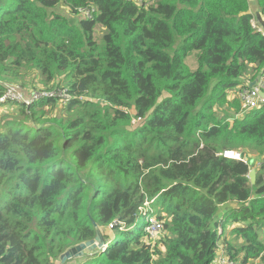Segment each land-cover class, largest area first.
<instances>
[{"label": "trees", "instance_id": "trees-1", "mask_svg": "<svg viewBox=\"0 0 264 264\" xmlns=\"http://www.w3.org/2000/svg\"><path fill=\"white\" fill-rule=\"evenodd\" d=\"M256 3L257 16L248 0H0V99L10 85L43 92L25 88L34 70L70 115L46 120L55 100L0 103L19 117L0 120V264H56L97 236L103 250L66 264H213L229 223L240 264H264V164L251 185L248 164L217 156L264 153V105L232 123L214 114L264 71Z\"/></svg>", "mask_w": 264, "mask_h": 264}, {"label": "built area", "instance_id": "built-area-1", "mask_svg": "<svg viewBox=\"0 0 264 264\" xmlns=\"http://www.w3.org/2000/svg\"><path fill=\"white\" fill-rule=\"evenodd\" d=\"M127 2H133L137 6H141L146 4V0H124ZM95 9L93 7L89 8H82L78 10L79 16L86 20H91ZM263 28L257 21L252 20V28L259 34L264 35V17H263ZM258 24V25H257ZM254 74V75H253ZM12 88V90H11ZM229 96L234 94L236 100L241 105L239 107V112L235 113L231 118L227 119L229 123H232L234 120H240L245 115L259 109L262 105H264L263 98L260 97V94L264 95V71L263 69L259 70L258 72L252 73L250 76H247L246 81L240 85H237L231 92L228 93ZM52 95L59 96L58 98H53ZM43 97V98H41ZM5 100L15 101L18 103H22L26 106L33 104V100L41 101V100H55L56 102L60 103L59 107H64L67 102L69 101V96L67 95L66 91L60 92H33L27 96L23 95L21 89L18 86L10 85L7 87V92L3 98L0 99V103ZM32 102V103H31ZM218 157H222L227 160L233 161H243L245 162L244 157L240 152L234 151H224L217 155ZM246 163V162H245ZM247 164V163H246ZM147 226L145 231L147 230V234L150 236L151 240H154L158 234H162L161 223L156 221L153 215L148 217ZM161 237V236H160ZM220 246V245H219ZM217 249V254L215 256V264H240L236 260H232L226 254L224 249L221 247Z\"/></svg>", "mask_w": 264, "mask_h": 264}, {"label": "rangeland", "instance_id": "rangeland-1", "mask_svg": "<svg viewBox=\"0 0 264 264\" xmlns=\"http://www.w3.org/2000/svg\"><path fill=\"white\" fill-rule=\"evenodd\" d=\"M146 1H148V0H146ZM250 6L251 7L255 6L254 0H250ZM55 10L57 12L61 13V14L68 13L67 10L64 7H61L60 5L57 6L55 8ZM252 15L255 16V12H253ZM95 38L100 43L101 31L98 28H96V31H95ZM187 64L190 65V67L192 69H195V65L196 64H195V62L193 60L188 59ZM253 73H255V72H253ZM250 75L251 74H248L247 76H250ZM247 76L242 79L243 83L246 81ZM24 81H25V84H26V87L25 86L24 87L27 90H30V91L31 90L45 91L47 89L46 87L42 86L41 81H39L38 74L34 70L30 72L29 76L25 77ZM11 83H13V82H11ZM6 84H9V83H6ZM16 84H18V83H16ZM19 85H20V83H19ZM11 90H12V88H11ZM52 96H53V98H58L59 97V96H55V95H52ZM225 96H226V100L222 101V104H217L214 107V114L216 115L217 118H223L224 116H226V117L229 116L227 118V119H229L233 115H235V113L239 112V107L241 108V105L239 106V104H238V108H237L238 111H236L235 104L232 105V104L228 103V102H235L236 100H238V99H236L234 94H231L229 96V94L226 93ZM41 98H43V97H41ZM32 102L36 103L38 101L33 100ZM56 105H57V107H56ZM59 105H60V103H58V101H57V103H56V101H54L51 104L46 105L43 108V115H45L44 118L46 120H52V119L67 120L70 117V115H68L64 111V107H59ZM5 107H7V106H4V108H2V111H0V120L1 121H7V120H10V119H19L18 114L14 112L15 108L10 110V109L5 108ZM240 153L244 157L245 162L249 165V171L250 170H255L256 171L259 168L260 165L264 164V153L263 152L262 153H257V152H251V151L244 150V151H242ZM228 206H229V204L226 205L225 207H228ZM230 208H232L231 205L229 206V208H227V210L230 209ZM223 209H221V211ZM149 210H150L149 206L145 205L140 210V214H144V213L148 212ZM154 215L155 214H153V216ZM142 224H144V218H140V225H142ZM221 231H224L229 236V234H231V224L229 223V224H226L224 227H222V229L218 231V234H220ZM146 232H147V230H146ZM257 234H258V238L261 239L263 241V243H264V228H262L260 231H258ZM104 235L110 236V238H112L114 236L113 232H112V230L110 228H106L104 230ZM160 236H162L161 233L158 234L153 241H156ZM223 241L224 242L222 244L220 242V245L223 246V244L226 243L233 249L234 257H231V255L227 251L226 246L225 247L223 246V249L226 252V254L229 256V258H231L232 260H236L237 262L241 263L242 257H243V253L239 249L242 246L243 241L239 237H236V236H230L227 239L226 238L223 239ZM76 259L77 258L72 259V261L76 260ZM56 264H60L59 259L56 261ZM63 264H66V262L63 263ZM249 264H262V263L260 262V260H257V261H251Z\"/></svg>", "mask_w": 264, "mask_h": 264}, {"label": "water", "instance_id": "water-1", "mask_svg": "<svg viewBox=\"0 0 264 264\" xmlns=\"http://www.w3.org/2000/svg\"><path fill=\"white\" fill-rule=\"evenodd\" d=\"M260 97L264 100V95L260 94ZM255 170H250L247 176V179L251 183V185H254L255 182ZM106 246L104 245V242L100 240V238L97 236L93 240H90L88 242L79 244L71 249H69L67 252L62 254L60 256V262L61 264L65 263L68 260H72L75 258H82L84 256L92 255L97 253L100 250H103Z\"/></svg>", "mask_w": 264, "mask_h": 264}, {"label": "crops", "instance_id": "crops-1", "mask_svg": "<svg viewBox=\"0 0 264 264\" xmlns=\"http://www.w3.org/2000/svg\"><path fill=\"white\" fill-rule=\"evenodd\" d=\"M248 3H249V10H248V12L250 13V14H253V12H255V16H257L259 13H260V10H259V7H258V5H257V3H256V0H254V3H255V6L254 7H251L250 6V0H248ZM254 10V11H253ZM232 206V208L233 207H235V205L234 204H229V206ZM229 206L228 207H223L222 209V211H220L219 213L220 214H218L217 215V217H216V219L218 220L219 218H220V216L222 215V214H224L225 212H226V210H227V208H229ZM231 224V229L232 228H234V227H236V226H239V225H237V224H233V223H230ZM222 229V227L220 228V230ZM221 234L223 235V239H227V238H229L230 236H233V235H231V234H229V236H228V234L227 233H225L224 231H221ZM222 247V245H220L219 246V248H221ZM214 264V263H213Z\"/></svg>", "mask_w": 264, "mask_h": 264}]
</instances>
